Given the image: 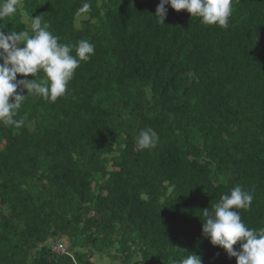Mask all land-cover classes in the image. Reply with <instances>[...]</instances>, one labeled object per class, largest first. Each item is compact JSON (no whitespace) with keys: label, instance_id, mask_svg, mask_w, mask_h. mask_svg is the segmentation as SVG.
<instances>
[{"label":"trees","instance_id":"obj_1","mask_svg":"<svg viewBox=\"0 0 264 264\" xmlns=\"http://www.w3.org/2000/svg\"><path fill=\"white\" fill-rule=\"evenodd\" d=\"M158 4L20 0L0 19L40 16L95 48L64 97L30 96L21 127L0 124V264H236L202 211L237 185L254 197L243 222L264 227V0H235L227 29L168 5L160 24ZM145 128L154 149L136 146Z\"/></svg>","mask_w":264,"mask_h":264},{"label":"clouds","instance_id":"obj_2","mask_svg":"<svg viewBox=\"0 0 264 264\" xmlns=\"http://www.w3.org/2000/svg\"><path fill=\"white\" fill-rule=\"evenodd\" d=\"M234 2L159 0L154 18L164 25L168 5L176 12L185 11L191 18H199L205 25L227 29ZM19 3L20 0H3L0 19L11 18ZM59 40L40 16L31 17L29 30L5 32L0 28V124L21 127L24 120L16 116L30 96L50 102L64 97L81 62H88L94 54V44L87 39L75 46ZM18 75L32 78L18 80ZM135 139L139 150H147L154 149L160 138L153 129L145 128ZM253 199L250 192L237 185L211 208L202 211V235L211 245L223 249L228 258L234 257L236 264H264V227H248L240 214V210L251 208ZM237 244L239 248L234 249ZM174 264H202V258L189 253Z\"/></svg>","mask_w":264,"mask_h":264},{"label":"built area","instance_id":"obj_3","mask_svg":"<svg viewBox=\"0 0 264 264\" xmlns=\"http://www.w3.org/2000/svg\"><path fill=\"white\" fill-rule=\"evenodd\" d=\"M53 250H54V252H58V253H61L62 252V249L59 246L56 247V248L54 247Z\"/></svg>","mask_w":264,"mask_h":264},{"label":"rangeland","instance_id":"obj_4","mask_svg":"<svg viewBox=\"0 0 264 264\" xmlns=\"http://www.w3.org/2000/svg\"><path fill=\"white\" fill-rule=\"evenodd\" d=\"M94 261L99 264L98 260L96 259V257L94 258ZM100 264H107V261H101Z\"/></svg>","mask_w":264,"mask_h":264}]
</instances>
